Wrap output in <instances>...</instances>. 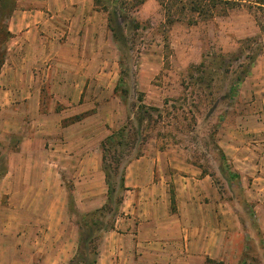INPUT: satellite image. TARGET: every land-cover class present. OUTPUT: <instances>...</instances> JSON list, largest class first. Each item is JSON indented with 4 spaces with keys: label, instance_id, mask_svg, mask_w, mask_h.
<instances>
[{
    "label": "crops",
    "instance_id": "1",
    "mask_svg": "<svg viewBox=\"0 0 264 264\" xmlns=\"http://www.w3.org/2000/svg\"><path fill=\"white\" fill-rule=\"evenodd\" d=\"M14 1L0 63V264H10L2 260L10 236L29 244L20 264L35 254L40 264H66L80 237L71 215L106 201L100 143L121 117L116 44L93 0ZM248 24L234 29V40L258 36L262 48L232 95L217 144L264 243V32ZM161 139L147 137L126 162L122 201L100 235L96 264H238L252 236L242 216L187 149Z\"/></svg>",
    "mask_w": 264,
    "mask_h": 264
},
{
    "label": "rangeland",
    "instance_id": "2",
    "mask_svg": "<svg viewBox=\"0 0 264 264\" xmlns=\"http://www.w3.org/2000/svg\"><path fill=\"white\" fill-rule=\"evenodd\" d=\"M262 2L246 0L225 12L221 9L220 14L205 20L185 10L180 20L168 24L159 2L145 0L129 13L140 27L136 31L125 30L129 59L123 83L129 91L123 97L119 92L113 93L120 101L121 117L111 130L127 122L133 134L144 127L148 137L160 135L161 146L178 144L187 149L193 161L213 175L222 197L232 200L236 213L242 216V225L252 235L245 240L248 250L242 258L246 257V264H264L262 233L252 217L251 205L242 200L240 177H233L236 172L218 151L217 132L236 94L237 77L242 76L250 58L262 48L258 36L234 40L233 31L248 27V21H256L263 30ZM100 12L107 18L106 12ZM194 19L195 23H190ZM5 22L6 17L0 16V56L4 49ZM111 51L115 53L118 79V47L115 45ZM148 86L151 91L146 92ZM142 103L159 110L139 108ZM117 115L114 114L115 118ZM2 150L0 172L4 166ZM110 216L106 217L111 219ZM76 218L71 215L72 221ZM3 240L2 260L20 264L23 259L20 251L26 253L29 244H16L11 236ZM38 260L35 254L32 264H40Z\"/></svg>",
    "mask_w": 264,
    "mask_h": 264
},
{
    "label": "trees",
    "instance_id": "3",
    "mask_svg": "<svg viewBox=\"0 0 264 264\" xmlns=\"http://www.w3.org/2000/svg\"><path fill=\"white\" fill-rule=\"evenodd\" d=\"M145 0H93L98 10L107 14V27L111 31L112 38L119 51V78L114 88L116 93L126 96L128 88L125 86V75L128 63V38L125 30L136 31L140 24L129 15L136 10ZM164 10L165 21L168 24L180 20L181 15L187 10L198 15L203 20L209 19L230 8H235L246 0H157ZM264 3V2H262ZM15 5L14 0H0V16L7 17ZM223 12V13H224ZM183 13V14H182ZM190 23H195V19ZM264 32V29L261 30ZM3 36H7L4 31ZM255 55L250 58V64L243 69L242 76L237 77L239 82L248 72V69ZM1 63V56H0ZM233 88L231 87V90ZM230 90V91H231ZM232 96V92L229 93ZM142 99H139L141 101ZM139 108L159 110L157 107H147L140 104ZM128 122L111 132L101 141L100 150L102 153V168L107 184L106 201L104 204L89 213L76 215V221L80 227V237L75 254L66 264H96L98 254V240L101 233L112 227V218L119 211L123 197L124 187V166L129 158L141 154V148L148 135L144 127L137 133L129 131ZM132 150V152H131ZM131 152V153H130ZM223 157L222 152L219 150ZM1 175V173H0ZM239 175H233V177ZM70 198L72 196L70 195ZM71 201V200H70ZM71 205V204H70ZM72 208V207H70ZM107 215H111L107 218ZM244 256L238 264H246ZM205 264H224L222 261L206 259Z\"/></svg>",
    "mask_w": 264,
    "mask_h": 264
}]
</instances>
